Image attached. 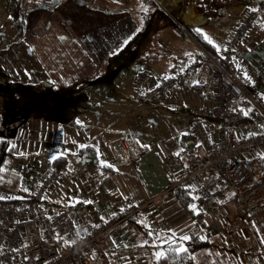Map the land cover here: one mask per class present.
I'll return each instance as SVG.
<instances>
[{
	"label": "crops",
	"instance_id": "obj_1",
	"mask_svg": "<svg viewBox=\"0 0 264 264\" xmlns=\"http://www.w3.org/2000/svg\"><path fill=\"white\" fill-rule=\"evenodd\" d=\"M137 1L144 8L147 5ZM260 1L253 0L252 4L245 6L255 7ZM109 2L120 6L107 8ZM129 3L131 0H0V135L11 134L16 129L15 157L7 160L0 174V198H20L17 191L22 188L23 181L30 184L27 194L31 193L41 180L56 168L54 158L74 152L79 155L78 159L75 157L76 166L69 172L68 165L71 160L66 155L68 163L61 169H65V173L68 172L69 175L52 189L49 201L52 202L49 205L59 209L66 203L68 206L78 202L86 203L82 208L70 209L79 213L81 209H87V212L81 215L82 222H87L90 218L98 222L111 216L122 219L114 231V246L103 257L105 264H117L132 259H135L133 262L147 264L145 256L149 255L151 244L158 243L155 238L156 231L150 229L147 237L136 224L128 222L127 217L123 219L122 212L126 205L136 206L138 211L134 214H138V221L150 225L149 228L150 222L155 218L157 232L166 234L168 241L189 237L192 230L198 227L201 233V222H204L207 230L205 237H211L216 230L223 229L220 226L234 220L237 226L242 224V229L253 233L256 244L262 251V254L261 251L257 252L256 264H264V203L247 212H241L233 203L218 205L211 202L198 205L192 200L193 210L188 211L174 195L171 189L172 181L180 179L185 168L176 157L181 137L184 135L183 130L172 129L175 133L172 142L170 141L172 150L167 152L164 150V144H160L164 145L162 147L156 143L163 138L161 141L170 140L169 130L163 131L160 138L146 148L137 147L135 141L122 139L119 143L124 154L116 155L114 163L109 164L115 168V173L103 175L96 167L81 165L83 163L79 149L92 145L97 149L99 158L101 149L107 148L113 140L118 142L117 132L129 126L119 125L118 121L123 122L121 119H107L99 106L96 107L94 119L91 111H80L72 102L70 106L64 105L65 110H62L57 119L47 114V110H52L51 107L54 108L58 102L67 103L69 99L75 100L73 97L76 93L79 96L90 88H97L95 85L101 82L103 77L99 74V78L93 79V71L99 68L119 45L140 33L132 9L126 6ZM245 11L239 15L235 25L243 19ZM178 12L182 15V9ZM74 15L76 26L69 22V17ZM56 16L62 19L60 23L55 21ZM185 20L206 36L201 27L189 22L187 18ZM181 23L178 24L183 27ZM260 25L261 27L255 29L248 39L242 42L236 52V58L252 72L264 92V15ZM170 28L174 37L171 38L169 33L167 35L175 43L176 52L170 54L169 58L165 57L166 55L154 57L157 60L155 70L150 71L157 75L189 63L197 53L205 50L188 32L185 31V37H180L171 24ZM229 35L220 48L212 42L219 52L225 46ZM138 69L141 67L137 66L136 70ZM14 84L32 87L31 92L38 93L43 99L48 95L52 99L38 106L19 107L9 95V87ZM70 86L82 88L75 94H69L66 89ZM1 87H6V90ZM196 89L202 88L193 86L190 81L177 89L175 97L160 98L177 102L205 99L204 105L207 103V106L211 107V113L205 115L201 121L215 124L217 118L212 91L209 90L207 98L203 93L199 96L195 92ZM52 93L59 94L60 98H55L56 95L52 96ZM183 94L185 96H182ZM178 96L179 99H173ZM61 97H65L64 100ZM8 112L12 113L13 117L9 116ZM98 116L105 120L102 126L109 128L113 133L99 134L96 130V125H99ZM212 117L216 121L209 120ZM54 152L61 154L53 156ZM97 174L100 179H97ZM15 181H18L16 191L9 190L10 184H15ZM100 200L104 202L101 206L111 208L108 217L102 218L92 212L95 202ZM130 230L135 232L130 233ZM132 234L136 236V244V240H131ZM135 245H139V248L134 247ZM156 260L155 258L152 262L155 264Z\"/></svg>",
	"mask_w": 264,
	"mask_h": 264
},
{
	"label": "built area",
	"instance_id": "obj_2",
	"mask_svg": "<svg viewBox=\"0 0 264 264\" xmlns=\"http://www.w3.org/2000/svg\"><path fill=\"white\" fill-rule=\"evenodd\" d=\"M263 15L264 0L248 8L219 56L203 50L165 74L138 69L135 76L138 96L145 100L173 97L190 81L214 95L217 122L198 120L182 129L194 139L195 150L182 161L178 182L198 205L233 203L247 212L264 203V92L236 58ZM242 115L258 122H243ZM65 172L51 170L23 198H0V264H97L114 246L121 218L82 222L86 208L79 213L47 204L48 191ZM136 211L126 205L123 219Z\"/></svg>",
	"mask_w": 264,
	"mask_h": 264
},
{
	"label": "rangeland",
	"instance_id": "obj_3",
	"mask_svg": "<svg viewBox=\"0 0 264 264\" xmlns=\"http://www.w3.org/2000/svg\"><path fill=\"white\" fill-rule=\"evenodd\" d=\"M181 1L184 5L181 8L182 15H180L177 10L166 9L160 4L157 6L153 4H147L144 8L143 5L137 0H131V3L126 6L132 9L135 15L133 17H135L138 21V26L140 27V35L143 32H146L145 36L147 37H145V41H143L144 39L142 38L141 42H143V45H141L133 53V60L131 64H129L125 68L111 72L109 64L111 55H108L105 61L101 63L102 65L99 68L97 67V69L93 71L95 76L93 77V79L99 78L97 77V75L99 74L102 75L100 77H103L101 78V82L95 85V87L97 88H90L86 92H82L79 96L75 92L76 94H73L78 97H73V99L75 98V100L72 101L69 99L70 102H68L70 104H68V102L63 103L62 101H60L57 103V105H54V108L53 106L51 107L52 110H47L48 115H50L52 118L57 119L61 116L62 110H65L64 105L70 106L72 102L75 104V108L80 111H91L92 118L94 119H96V115L94 114L96 107L99 106L102 110V113L105 114V117L107 119L123 120V122L118 121V124L121 126L129 127L125 128L124 130H120V132H117L118 142L113 140V143L110 144L111 146L109 145L107 148L101 149L99 159L102 162H107L108 164L114 163V157L116 155L119 156V154H124L123 149L119 143L122 139L135 141L137 147L146 148L150 144L156 142V140L160 138L162 132H165V130L170 131L169 135L171 136V139L161 141L164 139L163 138L156 144H164V150L166 152L171 151L172 148L170 149V146L173 136L175 135L172 129H174V131H179L182 130V127L184 128V126L186 128L190 127L193 122L197 120H204L205 115L207 116V114L211 113V107H208L207 103L206 106L204 105L205 99H202L201 101H199L198 99L196 101L189 99L186 102H177L172 99L154 98L145 100L139 98L137 88L134 84L135 76L137 74L136 68L137 66H140L142 70H155L154 65L157 60H155L154 57H157L158 55H162L163 57L166 55L165 57L169 58L168 56L170 54L176 52V49H174L175 43H173L171 41L172 39H170L169 37H174L170 28V19H174L178 23L182 22L185 24V19L187 18L189 22L195 24L198 27H201L206 33L208 40H211L218 48H220L224 44L227 35L231 33L232 27L240 18L239 15H241V13L248 8H251V6L245 5L252 4L253 0ZM118 6L120 5L109 2L107 8H116ZM32 7L33 6H27V8ZM35 7L39 8L38 5H35ZM98 7L102 8L101 6ZM165 12L166 16L164 14ZM60 20H62L60 16H56L55 21L60 23ZM69 22L70 24H74L76 26V16H70ZM258 27H261V25ZM167 33H169V36L167 35ZM121 45H119L118 47H120ZM172 56L173 55H171V57ZM79 87L70 86L68 87V89H66V91L77 89ZM5 88L6 87H3L2 89ZM195 92L199 96L200 93H203L204 95L206 94L207 98H209V89H196ZM53 95L56 94L52 93V96ZM175 96L176 94L173 97ZM182 96L185 95L183 94ZM55 98H60L59 94H57ZM61 98L64 100L65 97ZM179 98L180 96L173 99L177 100ZM8 115L13 117L12 113L8 112ZM209 120L216 121L213 117ZM97 121V124L99 125H96V130L99 131V134L113 133L109 128L102 126L105 123V120L102 119V116H98ZM121 122L122 124H120ZM127 132H129V134ZM177 150L178 154H176V157L178 158V161L180 163L185 159L187 153L182 150L181 143L179 144V148ZM172 153L175 154V151H173ZM59 154L61 153L54 152L53 156H57ZM66 155H68L71 160L68 165L70 172L71 170L73 171L74 167L76 166L75 157L78 159L79 155H76L74 152H69ZM183 165L185 166L184 163ZM90 174L91 173H88V175ZM68 175V172L67 174L65 173L60 182L55 183L53 187L48 191L46 200L47 204L52 202H49L52 189L60 185L61 181L65 179V177L67 178ZM98 176L99 177L97 179H100V175ZM15 182V184H10L9 190L16 191L18 181ZM29 185L30 184H28L27 182L24 183L23 181L22 188L17 191V195L20 198H23V196H27V192H29ZM81 198H83V195H81ZM88 201H91V199H88ZM95 203L96 204L93 207L94 211L92 212L99 214V216H101L102 218L108 217L110 215L108 213L111 212V208L109 209V207L101 206V204L104 203L103 201L100 200L96 201ZM61 208L69 209L68 203L63 204ZM154 219L155 218H153V220L150 222L151 228H149L150 225L147 226V224L144 222L145 226L148 227V230L152 229L156 231L155 238L158 241L157 244H151L152 246L150 248L149 255L145 256L146 261H148L147 264H154L152 260L155 258L157 259L156 254L162 251V246L164 245L163 243H167L168 241L167 238H165L166 234L163 235L157 232L158 229H156L155 227L156 225ZM201 223V233L198 232L200 231L199 227L192 231L198 232L201 239L208 241V246L195 254L193 264H256L258 260L257 252H260L261 250L256 244L253 233L251 231H247L246 229H242V224H239L237 226L234 220H229L224 226H220L223 227V229L216 230L214 236L206 238L205 235L207 234L205 232L207 230H205L204 222ZM132 232L135 231L130 230V233ZM133 239L136 240V236H133L132 234L131 240ZM136 243L137 240L134 242V244ZM134 247L139 248V245H135ZM260 254H262V251ZM102 260H100L97 264L106 263V261ZM134 260L135 259H132L131 261H120L117 264H142V262H133ZM155 264H157V260Z\"/></svg>",
	"mask_w": 264,
	"mask_h": 264
},
{
	"label": "trees",
	"instance_id": "obj_4",
	"mask_svg": "<svg viewBox=\"0 0 264 264\" xmlns=\"http://www.w3.org/2000/svg\"><path fill=\"white\" fill-rule=\"evenodd\" d=\"M144 4H153V5H162L166 9H174L181 10L183 7V3L181 0L167 1V0H140ZM166 16V12L164 13ZM170 24L174 31L180 37H185V31L190 34V36L198 42L200 46H202L207 52L212 55H220V52L216 49V46L213 43H209L208 39H205L204 33L197 29L194 25L189 23H181L183 27L178 24L174 19H170ZM146 33V32H145ZM145 33L143 32L135 34L131 38H129L125 43H123L120 47H118L110 56V71L114 72L119 69L125 68L129 64H131L133 58V53L140 47L142 38H145ZM30 88L32 87H23L18 84L11 85L9 87V95L14 100V103L19 106H28V105H41L48 103L52 99L51 96L48 95L46 99L38 96V93L31 92ZM82 88L79 87L77 89L69 90V94L75 93ZM243 122H258L257 119L248 118L244 115L240 116ZM11 134L0 135V174L7 162L8 159L15 157V131ZM191 139L190 135L184 134L181 137V146L182 150L187 154H193L195 147L194 145H187L186 141ZM79 153L82 159H86L84 164H81L86 167H96L100 170L103 175L113 174L115 173V168L112 165L101 163L98 158V151L92 145H86L79 149ZM54 165L57 169H61L65 167L68 163V157L66 155H60L53 160ZM172 191L174 195L178 199L179 203L188 211L193 210V202L192 198L188 192V190L182 186L178 180L172 181ZM51 204V203H50ZM84 202H78L73 205H69V209L73 208H82L84 206ZM128 222L131 224H136L138 229L142 231L147 237H149V230L143 224V222L138 221V214H132L127 217ZM199 232V231H198ZM196 231H192L187 237L184 239L173 238L162 246V251L164 255L157 258V264H193L194 256L198 251L206 248L208 246V241L200 238L199 233ZM183 246L187 249L186 252L177 253V249Z\"/></svg>",
	"mask_w": 264,
	"mask_h": 264
},
{
	"label": "snow or ice",
	"instance_id": "obj_5",
	"mask_svg": "<svg viewBox=\"0 0 264 264\" xmlns=\"http://www.w3.org/2000/svg\"><path fill=\"white\" fill-rule=\"evenodd\" d=\"M205 39H208V38L205 36ZM208 42H209V43H212L211 40H208ZM184 239H187V237H184ZM262 242H264V241H262ZM176 251H177V253L179 254V253H182V252H186L187 249L184 248L183 246H181V247L178 248ZM156 255H157V258L159 259V258L162 257L164 254H163V253H157Z\"/></svg>",
	"mask_w": 264,
	"mask_h": 264
},
{
	"label": "water",
	"instance_id": "obj_6",
	"mask_svg": "<svg viewBox=\"0 0 264 264\" xmlns=\"http://www.w3.org/2000/svg\"><path fill=\"white\" fill-rule=\"evenodd\" d=\"M193 143H194V139H192V138H191V139H188V140L186 141V144H187V145H189V144L193 145ZM85 160H86V159H83V161H82L83 164L85 163Z\"/></svg>",
	"mask_w": 264,
	"mask_h": 264
}]
</instances>
